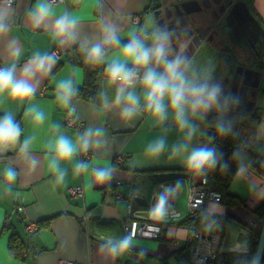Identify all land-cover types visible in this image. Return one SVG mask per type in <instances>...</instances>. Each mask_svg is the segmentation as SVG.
<instances>
[{
  "label": "crops",
  "instance_id": "1",
  "mask_svg": "<svg viewBox=\"0 0 264 264\" xmlns=\"http://www.w3.org/2000/svg\"><path fill=\"white\" fill-rule=\"evenodd\" d=\"M148 1L0 0V64L3 70L12 69L15 80L33 88L32 95L23 100L11 98L7 90L0 93V118L10 115L19 127L17 140L0 147V264H59L61 260L74 264H124L132 259L131 249L141 264H191L183 251L190 236L180 222L188 214L189 176L199 171L188 166L187 158L192 150L208 149L212 136V132L208 134L209 127L236 133L258 157L257 164L242 168L228 187V192L240 200L238 204L225 207L208 200L201 211L232 218L222 240L227 251H237L235 248L243 243L249 246L253 232L259 236L263 219L257 209L264 203V163L260 158L264 153V64L261 68L256 63L248 65L258 71L253 81L260 79L255 95L248 96L252 102H245L240 110H228L227 120L216 116L211 125L202 113L203 121L198 120L200 112L191 109L184 110V119L187 121V114L193 113L195 125L189 128L187 122L181 129L175 110H169L168 96L163 101L166 118L161 121L142 108L146 107V89L140 80L127 86L112 82L108 75L103 80L102 105L81 99L70 104V96L84 80L82 68L72 63V49L78 47L89 56L96 46L127 42L140 35L146 48L150 16L142 11ZM244 1L264 29V0ZM40 4L51 9L42 19L35 14ZM61 15L75 22L57 34L55 25ZM136 17L139 23L134 21ZM225 32L229 40L234 39L232 46L238 51L248 39L252 41L241 24L230 23ZM122 48L110 53L105 61L134 65L123 58ZM217 49L186 61L183 72L185 68L194 69L186 79V88L189 81L204 83L208 90L218 89L223 81L222 67L228 64L231 70L234 60L222 59L221 55L226 54ZM262 60L264 63V49ZM148 68L152 67L139 65L135 71L144 75ZM63 84L71 88L66 102ZM121 87L123 97L131 92L139 100L138 110L130 118L122 115L127 102L123 98L119 104L115 102ZM185 97L186 107L187 103L196 104L197 98L186 92ZM37 113L43 116L40 122L34 119ZM68 115H76L80 126H67ZM215 123L226 125L219 127ZM60 137L76 145L68 159L57 158L55 145ZM160 139L164 140V149L152 154L149 145ZM85 152L91 153L89 159L84 157ZM117 154L126 157L119 160ZM102 169L107 176L99 179L97 174ZM8 172L14 173L11 181L6 177ZM74 186L81 187L82 193L71 195L68 189ZM161 196L166 198L165 211L162 218H156L151 210ZM14 204L23 207L19 211L23 223L48 219V224L25 232L23 223L12 212ZM128 216L160 225L161 230L153 238L128 237L124 230ZM9 221L14 226L4 227ZM13 229L28 250L24 259L8 247ZM206 229L220 239L218 228ZM126 238L130 239L127 249L113 252V247Z\"/></svg>",
  "mask_w": 264,
  "mask_h": 264
},
{
  "label": "clouds",
  "instance_id": "2",
  "mask_svg": "<svg viewBox=\"0 0 264 264\" xmlns=\"http://www.w3.org/2000/svg\"><path fill=\"white\" fill-rule=\"evenodd\" d=\"M51 9L45 4H40L35 10V14L39 18H43L49 15ZM75 20L72 18L69 20L66 16L61 15L60 19L56 22L57 34L64 33ZM118 43V41H117ZM158 54L162 55L163 50L158 49ZM102 55V50L99 46L94 47L90 52V57H98ZM121 55L125 60H131L134 65L147 66L152 59L150 50L145 48L139 40H133L123 46L121 49ZM180 60L165 61L164 73H157L155 69L148 68L144 73L140 82L146 89L145 92V105L146 110L150 111L154 116H158L161 121L166 118L164 97H169V107L175 110L176 119L181 129L187 125V121L184 119V104L186 102L185 92L187 90L183 73L179 71ZM107 74L112 82L120 81L122 85L132 86L133 78L137 75L131 69H126L123 65L117 66L115 63L110 65L107 69ZM61 87L65 90L64 100H67V94L71 92V88L68 84H63ZM5 90L13 99L23 100L29 97L33 93V88L26 84L24 81H17L13 77L12 69L0 70V93ZM123 87L117 89L116 103L119 104L121 99L127 102L126 107L122 113L125 118H130L134 112L138 110L139 100L133 93L129 92L126 97H123ZM194 96L197 97L196 105L204 104L207 106V101L202 100L201 97L207 90V86L201 88L191 89ZM218 89L213 87L211 91H208V100H214ZM35 121L40 122L43 119L41 113H37ZM19 135V127L13 123L10 115H5L0 118V147H3L9 143L15 142ZM191 135V132H189ZM56 153L58 159H68L71 154L76 151V145L70 142L64 137H60L56 142ZM84 147H87L85 143ZM164 149V140L160 139L152 145H149L148 150L152 154H157ZM214 161V153L205 148H199L194 150L187 158V164L189 167L196 170L202 169L205 165L211 166ZM99 179H104L107 176L105 170H101L97 174ZM8 180L14 179V173L8 172L6 174ZM166 198L161 196L155 207L152 209V215L156 218H162L165 211ZM130 243V239L126 238L122 240L118 245L114 246L113 252H123L127 249Z\"/></svg>",
  "mask_w": 264,
  "mask_h": 264
},
{
  "label": "trees",
  "instance_id": "3",
  "mask_svg": "<svg viewBox=\"0 0 264 264\" xmlns=\"http://www.w3.org/2000/svg\"><path fill=\"white\" fill-rule=\"evenodd\" d=\"M141 36V35H140ZM140 36L134 40L140 41ZM133 41V40H131ZM130 41L120 42L115 41L110 45L103 46L101 48L102 55L98 57H90L83 53V51L74 47L72 49L71 60L74 65L82 68L84 73V80L81 86L77 87L74 93L70 96V104L76 99H81L90 103L102 105L103 102V80L107 74V69L111 63L105 61L106 57ZM117 66L121 64H116ZM124 68L137 70L139 65L122 64ZM19 121V119H18ZM215 134H212L208 149L214 153V161L209 165H205L202 169L193 170L199 171L207 177V187L209 190H213L220 194V201L225 207L234 206L240 202L238 197L228 192V187L233 178L244 167L253 166L256 158L258 157L247 146L245 140L239 137L236 133L228 130L227 128L217 129ZM261 161L264 163V153L260 156ZM264 174V170H263ZM12 212L15 213L18 222L23 223V218L20 216L17 205L12 206ZM257 212L262 220L264 218V203L258 207ZM232 220L228 214L216 215L206 214L202 211L187 215L180 224L187 230L189 236L195 231L203 228H218L220 239L219 247L216 255L213 259L209 260L205 264H254L255 251L258 241V234L254 232L251 234L249 241V251H227L222 247V240L225 237L228 225ZM27 223H23V230ZM38 228L48 224V219H43L41 222H36ZM12 222H7L4 227L8 228ZM37 228V230H38ZM190 242V241H189ZM192 242L188 243V246L183 249L185 251V258L191 262L190 259V246ZM8 247L10 251L17 257L24 259L28 255L25 243L20 239L18 233L13 229L12 234L9 237ZM131 258L124 264H141L136 258H134V250L131 249ZM161 264H166L161 262ZM191 264H193L191 262ZM264 264V256L262 260Z\"/></svg>",
  "mask_w": 264,
  "mask_h": 264
},
{
  "label": "water",
  "instance_id": "4",
  "mask_svg": "<svg viewBox=\"0 0 264 264\" xmlns=\"http://www.w3.org/2000/svg\"><path fill=\"white\" fill-rule=\"evenodd\" d=\"M193 2V1H192ZM194 2L199 5L197 8H189L191 2H184L180 5L177 4V7L180 10L188 13V18L192 19L193 27L188 26L186 32L185 30H179L177 32V39L172 36L175 32L168 33V41L173 44H169L168 46L162 48V55L158 54L157 51L153 50L154 46L158 44H162L163 41H158L160 37H164V32L161 30L160 33L158 31H154L153 27L150 32V37L147 39L149 45L146 47L150 50L152 54V59L149 62V66L155 69V71L159 73H164L165 70V61H174L181 60L180 56L182 54L189 53L190 56L193 54L196 56L205 54L208 50H214L218 47L220 40L223 39L224 28H226L230 23L241 24L247 32V35L251 37L252 44L249 47L244 45L245 47L252 48L255 50V39L257 33L261 35L260 39L264 38V29L258 22V20L254 17V15L250 12L248 4L244 0H201V2ZM187 5V7H186ZM179 10V15L182 11ZM186 23L187 21L184 20ZM184 23H180V27H184ZM178 26H174V29ZM173 27L168 26V31H171ZM188 41L186 46L182 48V52L179 54V48L182 47L183 41ZM178 41V42H176ZM264 47V43L262 45ZM242 47L244 51H248L249 49ZM179 54V55H178ZM188 59L190 60L191 58ZM252 55L251 51H248V56ZM156 57V58H155ZM168 57V60L166 59ZM235 61H238L244 56L241 54V51L233 56ZM248 64H254L253 60H246ZM156 66V67H155ZM182 70L181 68L179 71ZM260 76L262 72H260ZM258 75V71L252 70V68L240 66L239 69L234 71V75L230 77L227 75L224 79V83L221 84L220 90V98L216 100H207V106H205L204 112L205 117L208 123H212L216 116L223 118L227 117L228 110H240L239 108L245 103L252 102L248 99L249 95H255L256 89L259 86V80L253 81L254 75ZM259 76V78H260ZM216 103V105H215ZM215 134L216 131L213 128H208V134ZM254 164H257L255 160ZM203 232H212V230H207L206 228L202 229ZM219 232L218 229H216ZM263 252H264V218L262 222V227L259 233L256 251H255V259L254 264H262L263 260Z\"/></svg>",
  "mask_w": 264,
  "mask_h": 264
},
{
  "label": "built area",
  "instance_id": "5",
  "mask_svg": "<svg viewBox=\"0 0 264 264\" xmlns=\"http://www.w3.org/2000/svg\"><path fill=\"white\" fill-rule=\"evenodd\" d=\"M15 0H4L6 3H13ZM51 2H58L63 0H50ZM136 23L140 22L139 17L134 19ZM53 56L57 57L58 52H53ZM0 70H3L2 65L0 64ZM136 72V76L133 78V81L141 80L142 73L140 71ZM146 109L145 106L142 107ZM65 124L67 126H80L81 121L76 115H68L65 118ZM85 158H90L91 153L85 152ZM126 157V154H117V158L122 160ZM190 186L187 192V206H188V214H193L196 212H200L204 204L208 200L220 201V194L209 190L207 187V177L204 173L193 172L189 176ZM71 195H77L82 193V188L79 186L70 187L68 189ZM22 206L18 205L17 210H22ZM152 213V210H151ZM135 215V214H134ZM38 228L35 222H28L25 226V230L28 232L35 231ZM124 230L128 237H148L153 238L156 237L157 234L161 230L160 225L140 222L132 216H128L124 221ZM190 242H192L190 246V259L193 264H205L209 260L213 259L216 255L218 244H219V235L214 232H203L202 229L195 231L190 236ZM240 252H248L249 246L247 243H243L241 246L235 248ZM59 264H74L71 260H61Z\"/></svg>",
  "mask_w": 264,
  "mask_h": 264
},
{
  "label": "flooded vegetation",
  "instance_id": "6",
  "mask_svg": "<svg viewBox=\"0 0 264 264\" xmlns=\"http://www.w3.org/2000/svg\"><path fill=\"white\" fill-rule=\"evenodd\" d=\"M191 2L190 5H189V8L193 9V8H197L199 5H197L196 2H194V0H149L148 1V5L146 6V8L144 9V11H142V14H146V15H149L151 18V23L153 24V29L154 31H158V33H160V31L162 30L164 32V37H160L158 39V41H163L164 42L162 44H158L156 46H154L153 50L157 51L158 49H162L166 46H168L169 44H173V42H169L168 41V33H171V32H175L174 35H172L175 40L177 39V32L179 30H185L186 32H188L187 28L189 25V27H193L194 25L192 24V19L191 18H188V13H186L185 11H182L180 10L179 7H177V4H181V3H184V2ZM193 1V2H192ZM197 2H201V0H196ZM187 7V5H186ZM179 10L182 11V13H180L179 15L177 14V12L179 13ZM186 20L187 23L184 21ZM184 23V27H180L178 25H180V23ZM178 26L174 29V26ZM168 26L170 27H173L171 29V31H168ZM227 30V27L224 28V32ZM260 37H262L261 35H259V33H257V36L255 37V39L253 40V42L255 43V50L252 49V48H248L250 45H253L252 44V41H250V39L247 40V42L244 44L248 47H245L244 45H241V54L244 56V58H242V60H244V62L240 63L238 61H235L234 58L231 63V70L230 68L228 67V64L227 65H224L221 69V72L222 73V76H223V81H221L219 84H218V92L216 94V100L220 98V90H221V84L224 83V79L227 75H229L230 77H232L234 75V71L236 69H239L240 66H243L244 68L248 67V63H246V60L250 59V60H253L254 63L257 64V67L261 68L262 65L264 64L263 63V60H262V54H263V49L264 47L262 46L263 43H264V38L263 39H260ZM189 40L187 41H183V45L182 47L179 48V54L182 52V48L184 46H186V44L188 43ZM178 42V41H176ZM234 39H231L230 40L225 36V33L223 35V39L220 40V43L218 45V49L217 50H220V51H223L224 54L227 55V57L225 59H229L228 57H233L235 56L237 53H238V50L237 48L235 49L232 44L234 43ZM242 47H245L247 49H249L248 51H251L252 52V55L249 57L248 56V51H244V49ZM178 54V55H179ZM199 54V53H198ZM196 54V56L193 54L192 56L189 55V53L187 52V54H182L180 56L181 58V63H180V67L179 69L181 68L182 69V72H183V68H184V65L186 63V61H188V56H185V55H189L190 57L189 58H193V57H199L200 55ZM156 58V57H155ZM168 60V57L166 58ZM227 61V60H226ZM156 67V66H155ZM235 67V69H234ZM229 68V69H228ZM229 72H227L228 70ZM201 87H204V83H200V82H189L187 81V90H186V94L191 96V97H195L197 98L196 96L193 95L191 89L192 88H201ZM208 90V89H207ZM208 91H211V90H208ZM208 91H206L201 97H199L200 99H207L208 97ZM208 100V99H207ZM213 102H215L213 100ZM216 105V103H215Z\"/></svg>",
  "mask_w": 264,
  "mask_h": 264
},
{
  "label": "rangeland",
  "instance_id": "7",
  "mask_svg": "<svg viewBox=\"0 0 264 264\" xmlns=\"http://www.w3.org/2000/svg\"><path fill=\"white\" fill-rule=\"evenodd\" d=\"M152 27H153V24L151 23V21H150V18H149V25H148V29H151L152 30ZM147 27H145V29H146ZM224 57L226 58L227 57V55H221V58L222 59H224ZM230 58V57H229ZM234 69H235V67H234ZM185 70L186 71H184V72H182V70H180V72H182L183 73V76H184V80H185V82H186V79L189 77V76H192L193 74V72H194V69L193 68H188V69H186L185 68ZM157 72V71H156ZM157 73H159V72H157ZM204 108H205V106H203V105H201V104H199V105H196V104H192V103H187V107L184 105V110H191V109H196L197 111H199L200 113H198V115H199V117H198V120H200V121H203V117H202V115H201V113L204 115V117H205V112H204ZM169 110H174V109H172L171 107H169ZM195 110V111H196ZM187 114V113H186ZM192 114L193 113H190V114H187V115H189L188 116V119H187V122H188V124H190L189 125V128L190 127H194V125H195V122H196V118L195 117H193L192 116ZM195 114V113H194ZM197 116V115H196ZM229 117H227V118H224V120H227ZM233 117H230V119H232ZM211 125V124H210ZM215 125L216 126H219V127H223L224 125H226V124H224V123H222V124H219V123H215ZM171 127V126H170ZM172 129L175 131V129L172 127ZM192 152H193V150H192ZM192 152H190V153H192ZM218 247H219V244H218Z\"/></svg>",
  "mask_w": 264,
  "mask_h": 264
}]
</instances>
